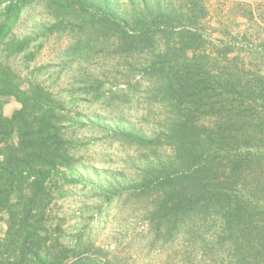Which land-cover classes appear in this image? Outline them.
I'll list each match as a JSON object with an SVG mask.
<instances>
[{
	"label": "rangeland",
	"instance_id": "374dc122",
	"mask_svg": "<svg viewBox=\"0 0 264 264\" xmlns=\"http://www.w3.org/2000/svg\"><path fill=\"white\" fill-rule=\"evenodd\" d=\"M98 1L120 26L96 14L61 21L60 6L82 11L76 0H32L12 32L31 48L8 61L66 100L79 180L59 203L68 236L84 230L106 264H264V0ZM184 54L200 57L191 70L219 81L179 90ZM230 74L239 78L235 94L224 86ZM18 108L6 100L4 114ZM183 115L204 126L205 146L229 177L236 208L225 234L211 216L166 220L155 186L141 192L145 177L175 161L168 131ZM124 131L152 144L116 136Z\"/></svg>",
	"mask_w": 264,
	"mask_h": 264
},
{
	"label": "trees",
	"instance_id": "16d2710c",
	"mask_svg": "<svg viewBox=\"0 0 264 264\" xmlns=\"http://www.w3.org/2000/svg\"><path fill=\"white\" fill-rule=\"evenodd\" d=\"M31 1L0 0V7L4 4L0 11V50L3 49L0 54V215L5 216V230L0 234V264H106L102 262L103 250L94 245L84 230L68 236L66 219L60 215L64 188L79 182L74 170L77 146L66 133L71 121L67 118L66 100L38 83L35 74L23 78L8 63L10 58L31 48L32 40L12 38L21 11ZM76 1L82 11L75 16L76 7L69 12L64 5V8L60 6L61 21L72 23L85 14L88 18L96 14L105 25H121L108 5L101 6L98 0ZM82 20L86 23L88 19ZM34 57L35 54H30L28 60ZM183 57L189 64L173 79L179 90L188 87L195 90L212 77L219 81L218 76L209 72L194 69V73L190 69L199 56L187 58L184 54ZM152 67L157 72L163 70L154 64ZM238 81L239 78L230 74L224 86L235 94ZM167 85L173 88L172 83ZM10 99L19 108L7 116L4 105ZM200 128L204 126L194 122L190 115L174 121L168 133L175 161L164 165L156 179L145 177L140 189L146 194L155 186L160 211L166 220L181 215L182 222L192 225L198 216L207 223L211 216L215 222L217 219L224 222L221 234H225L236 206L226 187L229 177L225 171L221 172V161L212 158L205 146L209 137ZM122 135L137 145L152 144L133 131L116 134ZM233 171L234 168L229 175ZM220 177H225V182Z\"/></svg>",
	"mask_w": 264,
	"mask_h": 264
}]
</instances>
